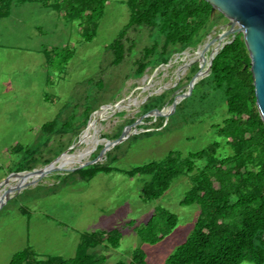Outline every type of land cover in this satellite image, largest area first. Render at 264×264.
Returning <instances> with one entry per match:
<instances>
[{
  "label": "rangeland",
  "instance_id": "1",
  "mask_svg": "<svg viewBox=\"0 0 264 264\" xmlns=\"http://www.w3.org/2000/svg\"><path fill=\"white\" fill-rule=\"evenodd\" d=\"M130 16L129 0H107L92 41L83 39L78 21H68L56 10L44 8L39 3H14L10 16L0 20V182L21 165L23 155L14 151L18 144L25 147L41 144L43 155L35 168L50 163L45 159L53 157L54 147L42 144L41 126L72 114L83 91V82L108 63L110 57L105 46L116 38ZM226 23L227 20L215 25L200 44L175 54L168 64L149 67L143 76L126 80L116 97L98 107L90 119L102 107L111 106L103 115H97L99 137L91 146V155L84 161L99 154L102 138L116 139L105 135L115 134L126 120L136 121L142 116L141 109L151 97L169 92L164 107L166 112L171 111L173 99L188 92L195 74L193 67L200 68L198 60H192L195 51L226 29ZM66 46L75 51L68 64L59 67L54 60L57 65H49L44 50ZM212 48L213 45L206 53L208 57ZM120 80L121 76L116 75L111 88L115 89ZM203 93L201 88L194 97L190 94L182 98L170 116L164 117L165 129L153 126L159 117L143 118L136 126L137 131L117 145L116 153L121 157L114 166L130 170L152 160H161L171 151L179 150L188 155L216 141L222 144L218 156L229 155L231 149L226 139L212 128L226 116L221 93L204 100ZM77 115L76 124H79L83 117L81 110ZM87 125L73 144L81 138ZM149 130L152 132L144 133ZM83 148V145L73 147L54 165ZM202 164L203 161L199 162ZM78 165L75 163L69 168ZM63 171L52 172L30 184L0 207V264H9L13 255L28 245L41 256L71 258L76 255L84 232L116 228L123 234L120 246L101 245L91 250L93 254L104 255L107 264H115L131 261L133 251L143 249L148 264H165L189 239L201 216L200 205L181 204L193 184L187 175L175 179L162 197L146 201L141 196V188L150 176L131 177L122 171H111L99 172L83 180L70 174L73 172ZM16 182L11 179L9 184L0 186V196ZM159 207L174 213L177 225L158 243H145L139 238L138 229L147 224Z\"/></svg>",
  "mask_w": 264,
  "mask_h": 264
},
{
  "label": "trees",
  "instance_id": "2",
  "mask_svg": "<svg viewBox=\"0 0 264 264\" xmlns=\"http://www.w3.org/2000/svg\"><path fill=\"white\" fill-rule=\"evenodd\" d=\"M33 2L56 10L68 21H78L83 39L92 41L104 16L107 0H0V20L10 16L14 3ZM129 7V22L105 46L110 57L108 63L105 62L83 82V91L72 114L66 118L57 117L41 126L42 144L54 147L52 158L75 142L90 115L116 97L126 80L143 76L149 67L169 63L175 54L197 46L215 25L227 20L221 12L213 11L207 0H129ZM74 52L70 46L44 50L47 63L54 66L57 61L59 67L68 64ZM208 62L209 57L206 64ZM197 70L198 67L194 66L193 73ZM116 75L121 76V80L112 89ZM201 88L204 89L203 100L221 93L226 116L212 128L226 139L231 149L229 155L218 156L222 144L216 141L198 152L184 155L175 150L161 160L120 170L114 166L121 157L116 153L119 147L116 146L107 153L105 162L70 174L83 180H89L99 172L111 171H122L131 177L150 176L141 188V196L146 201L162 197L175 179L187 175L193 184L181 204L200 205L201 216L189 239L170 255L165 264H241L244 261L264 264V121L257 107L251 56L242 33L216 55L210 74L195 85L191 96L197 95ZM168 98L169 92L151 97L143 105L141 114L161 109ZM78 110L83 117L76 124ZM146 119L152 120L153 117ZM134 121L126 120L115 134L105 136L118 138ZM164 122L165 118L159 117L153 126L165 129ZM105 142L100 140L103 145ZM36 146L18 144L14 147L16 153L23 155L21 165L14 171L32 170L38 166L43 152L41 144ZM88 156L89 150L84 160ZM52 158L45 159V162H51ZM202 161L203 164L199 165ZM177 222L174 213L156 208L147 224L138 229V236L145 243L156 244L174 229ZM122 237L118 228L84 232L76 255L71 258L41 256L28 245L17 251L9 264H107L104 255L97 256L91 250L101 245L118 248ZM115 264L148 263L145 251L135 249L131 261Z\"/></svg>",
  "mask_w": 264,
  "mask_h": 264
},
{
  "label": "water",
  "instance_id": "3",
  "mask_svg": "<svg viewBox=\"0 0 264 264\" xmlns=\"http://www.w3.org/2000/svg\"><path fill=\"white\" fill-rule=\"evenodd\" d=\"M213 6V11L221 12L226 18L227 23L225 24L226 29L219 32L212 40L207 42L205 45V50L210 47L214 42H219V46L216 50L212 51L209 57V62L205 69L202 68L201 59H198L200 64L199 70L194 74L189 83L188 92L177 95L172 102V110L169 112L165 111L163 106L161 109L155 108L147 113L140 116L132 124L125 127L121 135L113 140L103 138L107 142L103 145L99 154L90 160L79 161L78 166L72 168H62L60 165L53 166L54 162L57 161L61 156L69 153V150L77 146L81 142V138L72 144L66 151L60 154L56 159L51 161L49 164L41 168H34L32 170L26 171H16L9 174L3 181L0 182V186L9 184L11 179L18 176H23L24 174H36L38 177L33 179L28 183H17L15 185L9 186L4 190L3 195L0 196V207H2L8 200L12 198V194L21 192V190L30 184L39 181L41 178L47 176L48 174L55 171L67 170L74 172L78 169L100 163L102 160L107 158V153L119 145L120 143L127 140L132 134L137 131L136 126L139 124L143 118L148 116L157 117H168L175 110L178 102L190 94H192L195 85L208 76L211 72L213 61L216 55L223 49L226 44L234 41L239 33L243 34L244 41L248 48L249 54L251 56V69L254 77V86L256 92V102L261 117L264 121V0H207ZM228 38V39H227ZM225 40V42H223ZM223 42V43H222ZM203 56V55H202ZM168 64V63H167ZM90 120L88 121L89 124ZM88 126V125H87Z\"/></svg>",
  "mask_w": 264,
  "mask_h": 264
},
{
  "label": "bare ground",
  "instance_id": "4",
  "mask_svg": "<svg viewBox=\"0 0 264 264\" xmlns=\"http://www.w3.org/2000/svg\"><path fill=\"white\" fill-rule=\"evenodd\" d=\"M223 42H225V40H223ZM212 45H213L212 51H214V50H216L218 48L219 42L216 41V42L212 43L210 45V47L207 48L206 50H205V46L206 45L204 47H202V48H199L198 50L195 51V56L192 59V60H194V59L198 60L200 57H202L201 64H202L204 69L207 67L206 61L208 59V56H207L206 53L208 52V50H210ZM110 108H111V106L102 107V109L100 111L96 112L94 114V116L90 119V122H89L88 126L85 128V130L83 131V133L81 135V142L79 144V145H83L84 148L81 151H79V152H77L75 154H70L69 156L64 157L61 161H59L57 164H55L53 166L60 165L62 168H69L73 164L78 163L79 161H84L85 154H86V152L88 150H89V156L91 155V146H92L94 140L97 137H99V130H98V127H97V123H98L97 115H103ZM102 140H104V139L102 138ZM66 154H68V153H66ZM66 154H64V155H66ZM63 172H65V171H63ZM37 177H38V175H36V174H24L23 176L14 177L12 179L17 181L16 184L17 183L25 184V183H28V182L32 181L33 179H36ZM2 195H3V193L1 194V196Z\"/></svg>",
  "mask_w": 264,
  "mask_h": 264
},
{
  "label": "crops",
  "instance_id": "5",
  "mask_svg": "<svg viewBox=\"0 0 264 264\" xmlns=\"http://www.w3.org/2000/svg\"><path fill=\"white\" fill-rule=\"evenodd\" d=\"M33 3H39V2H33ZM39 4H41V3H39ZM41 6L44 7V8H49V7H45V6L42 5V4H41ZM49 9H50V8H49ZM59 14H60V13H59ZM60 15H61V14H60ZM61 16H62V15H61Z\"/></svg>",
  "mask_w": 264,
  "mask_h": 264
}]
</instances>
